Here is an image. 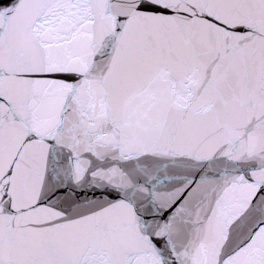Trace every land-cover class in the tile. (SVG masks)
<instances>
[{
  "label": "snow or ice",
  "instance_id": "obj_1",
  "mask_svg": "<svg viewBox=\"0 0 264 264\" xmlns=\"http://www.w3.org/2000/svg\"><path fill=\"white\" fill-rule=\"evenodd\" d=\"M0 264H264V0H0Z\"/></svg>",
  "mask_w": 264,
  "mask_h": 264
}]
</instances>
